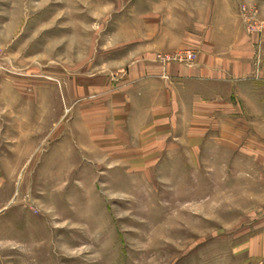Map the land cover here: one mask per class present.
Wrapping results in <instances>:
<instances>
[{"label":"rangeland","instance_id":"374dc122","mask_svg":"<svg viewBox=\"0 0 264 264\" xmlns=\"http://www.w3.org/2000/svg\"><path fill=\"white\" fill-rule=\"evenodd\" d=\"M229 16L261 46L264 0H0V264H264L255 182L110 153L96 125L109 78L152 55L194 67L190 41Z\"/></svg>","mask_w":264,"mask_h":264},{"label":"crops","instance_id":"0c3cea01","mask_svg":"<svg viewBox=\"0 0 264 264\" xmlns=\"http://www.w3.org/2000/svg\"><path fill=\"white\" fill-rule=\"evenodd\" d=\"M189 46L199 52L194 67H164L152 55L108 79L96 124L103 148L140 150L144 159L155 151L146 164L171 150L203 165L212 159L255 182L264 198V38L255 46L229 16L201 28Z\"/></svg>","mask_w":264,"mask_h":264},{"label":"built area","instance_id":"2783aa9c","mask_svg":"<svg viewBox=\"0 0 264 264\" xmlns=\"http://www.w3.org/2000/svg\"><path fill=\"white\" fill-rule=\"evenodd\" d=\"M181 61H182V62H187L186 59H182Z\"/></svg>","mask_w":264,"mask_h":264}]
</instances>
